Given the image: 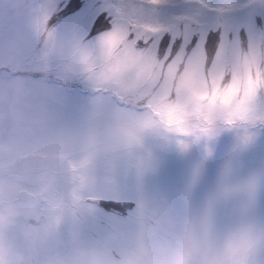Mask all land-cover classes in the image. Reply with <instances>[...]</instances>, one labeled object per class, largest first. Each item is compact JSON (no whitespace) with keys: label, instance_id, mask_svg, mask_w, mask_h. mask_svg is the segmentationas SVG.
Instances as JSON below:
<instances>
[{"label":"snow or ice","instance_id":"1","mask_svg":"<svg viewBox=\"0 0 264 264\" xmlns=\"http://www.w3.org/2000/svg\"><path fill=\"white\" fill-rule=\"evenodd\" d=\"M18 79L46 110L0 108V201L38 189L69 264L74 218L115 264H264V0H0Z\"/></svg>","mask_w":264,"mask_h":264},{"label":"rangeland","instance_id":"2","mask_svg":"<svg viewBox=\"0 0 264 264\" xmlns=\"http://www.w3.org/2000/svg\"><path fill=\"white\" fill-rule=\"evenodd\" d=\"M0 108L10 114L17 133H23L27 119L40 120L46 110V102L36 97L32 87L24 80L0 82ZM18 151L16 142L0 145L5 157L4 168L11 165L8 158ZM258 163V158H253ZM222 163L218 158L214 167ZM5 187L11 186V196L0 201V264H69L63 252L61 232L46 207L43 194L29 186L23 177H5ZM27 188L34 197L22 201L19 191ZM70 235L72 264H113L112 252L106 242H93L84 236L82 218H74ZM14 230L22 231L23 244L13 236ZM44 257V259H41Z\"/></svg>","mask_w":264,"mask_h":264},{"label":"water","instance_id":"3","mask_svg":"<svg viewBox=\"0 0 264 264\" xmlns=\"http://www.w3.org/2000/svg\"><path fill=\"white\" fill-rule=\"evenodd\" d=\"M20 197L22 200H30L33 198V194L29 193L28 191L24 190L21 192Z\"/></svg>","mask_w":264,"mask_h":264},{"label":"flooded vegetation","instance_id":"4","mask_svg":"<svg viewBox=\"0 0 264 264\" xmlns=\"http://www.w3.org/2000/svg\"><path fill=\"white\" fill-rule=\"evenodd\" d=\"M22 189H27V188H22ZM25 202V201H24Z\"/></svg>","mask_w":264,"mask_h":264},{"label":"clouds","instance_id":"5","mask_svg":"<svg viewBox=\"0 0 264 264\" xmlns=\"http://www.w3.org/2000/svg\"><path fill=\"white\" fill-rule=\"evenodd\" d=\"M113 264H115V262H113Z\"/></svg>","mask_w":264,"mask_h":264}]
</instances>
